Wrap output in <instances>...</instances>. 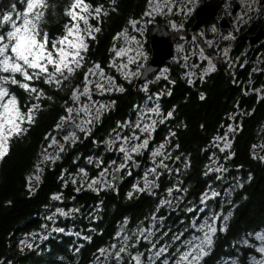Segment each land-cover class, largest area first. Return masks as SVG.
<instances>
[{
    "label": "trees",
    "instance_id": "obj_1",
    "mask_svg": "<svg viewBox=\"0 0 264 264\" xmlns=\"http://www.w3.org/2000/svg\"><path fill=\"white\" fill-rule=\"evenodd\" d=\"M11 2L12 0H0V13ZM16 2L22 10L23 5L19 4V0ZM90 2L94 5L104 4L109 10L111 8L109 0ZM145 2L146 0H117V11L110 10V14L102 18L103 23L99 24L102 31L97 34L95 41H90L89 63L99 62L108 69L113 37L127 26L130 19L139 18ZM49 3L43 27L49 32L50 38H54L63 33V26L68 22L64 10L70 0H49ZM92 23L97 22L93 20ZM153 25L163 27L157 20ZM224 28L226 30L223 31L229 29L226 24ZM261 41L255 45L263 51L260 70L264 69V46ZM148 45L147 43V53L150 56ZM163 68L168 69V79L156 82L151 86L150 92L162 94L161 110L164 113L173 111L174 117L157 126L151 135L150 149H155L167 138L171 141L167 147L172 158L165 160L170 171L159 170L163 173L158 181L159 187L144 193L133 192L134 181L123 179V173H118L116 179L112 180L114 187L99 192H77V187L71 183V177L80 168L95 176L96 163L103 159L105 163L102 166L106 167L114 156L117 157L114 149L109 151L104 145L106 140L115 136L113 129L117 128L119 122L134 120L136 107L144 101L145 95L140 87H135L136 81L124 85L127 89L125 93L108 94L107 97L113 98L115 105L94 126L91 136L80 138L74 145L65 144L66 151L62 158L55 164L42 165L44 171L40 172L41 180L31 182L30 190L28 177L35 173V165L42 159L41 152L50 143V140L45 139L46 135H54L64 143L63 136L71 131L66 129L67 125L60 131L55 127L60 122V117L66 115L64 102L71 103V87L55 91L37 82L54 99L42 101L43 108L39 111L35 124L26 135L11 141L10 153L0 162V264H93L99 255L97 249L117 242L115 234L126 219V227L135 230L138 225L148 227L151 217L156 215L164 217V228L158 235L161 232H169L171 235L182 231L191 220V213L187 209L203 208L198 202L199 196L208 188L218 190L221 195L213 199L212 205L205 208L204 212L197 211L195 217L202 216V219L205 215H211L209 209L217 213L222 210L223 215L231 211L232 216L227 222L228 231L217 233L214 248L205 258L206 264H220L223 260H230L239 254L238 248L240 253L252 254L250 249L238 245L237 241L245 238L248 233L264 230V159L259 158L264 156V100L261 99L264 93L256 96L249 92L264 88V73L260 71L250 76L249 66L245 65L236 68L235 73L231 74L222 62L216 61V71L202 80L194 78L193 83H188L182 76V69L172 65L171 61ZM254 68L256 66L252 69ZM82 78L83 70L76 74L72 86L80 84ZM14 91L22 106L29 103L28 94L18 88ZM169 91L171 95L167 94ZM201 94L205 97L203 100L200 98ZM230 125L236 131L227 140L231 142V147L225 151L230 158H225L218 151L223 146L220 144L225 142H218L217 137L223 136ZM119 131L124 134V129ZM170 132H175L176 135L172 137ZM177 143L180 145L179 149L174 148ZM150 149L136 156L135 162H129V171L137 175L135 177L138 179L150 167ZM176 156L180 159H175ZM218 165L230 172L224 192L219 191L224 187L222 182L205 175ZM241 183L243 187H238ZM177 187L186 191L177 192ZM169 188L174 189L172 198L176 200V206L172 205L171 209L159 207L157 211ZM229 189H232L230 195H224ZM129 192H133L131 198L128 196ZM54 193L62 194V199L52 200ZM57 207L65 211L78 208L80 211L65 218H57L56 222L46 220L45 217L51 215ZM54 227H63L65 232L49 233L48 230ZM217 227H224L223 219L217 222ZM44 228L47 230L44 231ZM69 231L73 236L67 235ZM86 236H90L91 240H86ZM22 240L31 243L33 247L21 245ZM145 248L146 245L142 242L140 250Z\"/></svg>",
    "mask_w": 264,
    "mask_h": 264
},
{
    "label": "snow or ice",
    "instance_id": "obj_2",
    "mask_svg": "<svg viewBox=\"0 0 264 264\" xmlns=\"http://www.w3.org/2000/svg\"><path fill=\"white\" fill-rule=\"evenodd\" d=\"M199 0H147L146 10L142 13L140 19H130L128 25L131 28L125 27L120 33L113 37V46L110 51L114 54L109 61L108 69H113L118 73L124 81L131 84L135 80H140L144 77L145 71L148 69V53L145 49V40L148 26L153 24L156 17L161 16L168 20L169 27L180 33L185 29V24L188 18L195 11ZM19 4L23 5L22 10L18 8L16 0H12L9 7L0 13V162L10 153L11 141L15 138H20L27 134L30 127L35 124L38 113L43 108L42 101L47 99L52 101L53 96L48 95L44 88L39 87L37 82H41L55 91L67 90L71 87L70 101L64 102V110L66 115L60 117V122L56 124V130H62L66 125H72L74 129L85 134V138L91 136L93 126L102 120L105 111H109L115 105V101L110 103H100L93 99L94 93L104 95L110 92L125 93L127 89L123 84L118 83L117 76L109 74L99 62L88 61V53L90 50V41L97 39L102 29L99 24L103 23V17H107L111 11H117V0H109L110 10L104 4H92L90 0H70V3L65 7L64 15L68 18V22L63 26V33L57 34L54 38H50L49 32L44 29L45 14L50 7L49 0H19ZM54 7V5H51ZM238 7L241 9L240 15L237 16V27L240 24L246 23L256 13L264 11V0H239ZM174 9L176 11H174ZM179 16L180 20L172 17ZM97 23L94 24L92 21ZM210 32L215 37L220 35L221 40H235V36L231 33L223 35L218 33L215 25L210 28ZM181 41L187 42V37L181 35ZM122 40L121 46H117ZM200 40L207 46L208 49L216 48L217 55H206L205 47L200 46ZM191 49L193 55H198L201 62L207 61V68L203 69L201 79L209 72L216 71L217 57H221L231 66L234 61H231L230 47L219 48V44L215 39H207L206 33L200 32L198 35L191 37ZM177 52L183 54L180 59L183 63L180 64L182 69H188L185 73L186 77L196 76L195 69L200 68V64H189L190 56L185 53L184 44L177 45ZM180 59L177 62H180ZM87 65V66H86ZM83 70V78L80 84L73 85L76 74ZM255 72L256 69H253ZM264 73V69L260 70ZM168 69L156 76V80L161 77L168 79L166 73ZM147 79L146 77H144ZM148 80L143 83L142 91L149 93ZM174 84L175 81H172ZM188 83H193L192 79H188ZM23 90L29 96V103L22 106L14 89ZM258 93H264V88L254 89ZM171 95L169 91L167 93ZM157 93L154 98L151 94L147 96L149 102H153L151 106L145 105L144 108L137 106L140 115L135 122H119L116 129H113L115 136L106 141L107 146L112 149L117 148L123 154L121 162L116 160L110 161V167H104L99 177L89 178L88 172L84 168H80L79 182L75 179L72 183H79L76 191L79 192L82 188L96 192L100 191L99 185L103 184L105 188L113 187L106 177L111 176L112 180L116 179L118 173L123 172L129 166V162H135L136 156L143 151L150 149L151 134L155 132L157 126L164 123L167 119L174 117L173 111L164 113L161 110L159 96ZM205 98L203 94L200 97ZM264 100V94L261 95ZM26 108V111L24 110ZM155 117V118H154ZM129 129V132L121 134L119 129ZM230 131L235 132V128ZM140 133V134H138ZM175 132H170V136L174 137ZM50 140L42 152L43 159L35 165L37 173L43 172L42 165L51 162L55 164L57 160L62 158V154L66 151L65 144L74 145L79 141L80 137L76 130L70 131L69 134L63 136L64 143H61L54 135L48 134L45 137ZM218 140L224 139L217 137ZM171 143L169 139H165L155 149H150L152 167L146 169L143 176V186L139 183L133 185L136 192L144 193L151 192L153 188L159 187L158 181L162 172L170 171L165 160L171 159L170 152H166L167 146ZM180 145H174L175 149H179ZM231 147L230 141H225L221 152H225V158H230L225 151ZM256 146L254 145L253 148ZM48 149H55L50 153ZM231 155H234L232 153ZM254 158L255 152L253 153ZM152 158H158L152 159ZM264 159V156L259 157ZM179 160L180 157L176 156ZM91 163V159L89 160ZM101 159L96 163V167L100 168L104 164ZM189 165H186L188 167ZM210 171L221 172L227 171V168L217 166ZM131 175V172H128ZM207 175V173H205ZM149 176L153 177L151 180ZM36 181L41 180L40 175H35ZM63 179V177H62ZM217 179H220L218 176ZM31 190L32 176L28 177ZM67 184V181H65ZM238 187H243V184H238ZM173 191L168 189L169 194ZM176 191H186L177 187ZM232 189L225 192L224 195H230ZM221 193L215 190L211 191V196L207 192L200 197L203 208L189 207L188 212L196 213L204 212L205 208H209V202L212 199L220 196ZM129 198L133 196V192L128 193ZM54 201L62 199V194L54 193L51 196ZM170 200H162L159 207L171 205ZM231 203V201H228ZM80 209L74 208L71 211H65L63 208H55V211L45 217L48 221L55 222L57 214L68 217L79 212ZM232 216L229 211L227 215L211 212V215H205L202 222L199 217L191 219L189 224L182 231L172 233L161 232L158 235L157 225L155 221L159 219L163 221L164 217H151L153 223L150 227L138 225L135 230L128 229L127 219L124 224L116 232L115 239L119 244L113 243L108 247L97 249L98 256L93 264H206L205 258L210 255L214 248L215 237L218 232H227V222ZM223 219L224 227L218 228L217 222ZM47 227V225H45ZM53 232L63 233L65 228L54 227ZM170 231V230H169ZM188 234L187 236L185 234ZM79 235V233H77ZM254 236L259 244L252 243L247 237ZM167 237V239H165ZM47 237H42L46 239ZM86 240H91L90 236L85 237ZM146 245V248L141 251V243ZM21 245L32 248L33 245L25 240L20 241ZM238 245H242L247 249H254L257 255H245L239 253L236 256L225 260L222 264H264V230L248 233L247 236L237 241ZM78 252L79 249H76ZM241 256L244 258L241 259ZM101 257L103 259H101Z\"/></svg>",
    "mask_w": 264,
    "mask_h": 264
},
{
    "label": "rangeland",
    "instance_id": "obj_3",
    "mask_svg": "<svg viewBox=\"0 0 264 264\" xmlns=\"http://www.w3.org/2000/svg\"><path fill=\"white\" fill-rule=\"evenodd\" d=\"M146 5H147V0H146V2H145V5H144V8H143V10H142V12H141V14H140V16H139V18H137V19H140L141 17H142V13L146 10ZM174 11H176L175 9H174ZM173 19H177V20H180L181 19V17H179V16H174V17H172ZM156 20L157 21H160V24L163 26V28L165 27V29L167 30V32H168V34L170 35V37H171V40L172 41H175L174 42V56H173V59L171 60V63H172V65H175V66H177V67H179V68H181V66H180V64L181 63H183V61H182V59H180V57L183 55V54H180V53H178L177 52V45L178 44H181V43H183L184 44V47H185V53L184 54H188L189 56H190V60H189V64H200V68L199 69H195V71L197 72V75L196 76H192V77H186L185 76V73L188 71V69H182V72H183V78H185L187 81H188V79H194V78H201V76H202V74H203V69H205V68H207V61H203V62H201V60L199 59V57H198V55H193L192 54V49H191V31L190 32H186L185 30L183 31V32H180V33H178V32H176V31H174V30H172L170 27H169V24H168V20L166 19V18H164V17H161V16H158V17H156ZM155 20V21H156ZM153 24H155V22L153 23ZM153 24H151V25H149L148 26V29H147V32H146V35H145V37H144V40H145V49H146V51H147V47H146V44L148 43V38H147V34H148V30H150V28L152 27V25ZM154 26V25H153ZM126 27H128L129 28V32L131 33V28H130V26L128 25V23H127V26ZM161 27V26H160ZM121 32V31H120ZM119 32V33H120ZM206 33V38L207 39H212V36H213V34L210 32V30H208L207 32H205ZM131 34H135V33H131ZM181 35H184V36H186L187 37V42H185V41H181L180 39H179V37L181 36ZM113 43H114V41H113ZM113 43H112V46H113ZM121 44H122V40H121V42L120 43H118L117 44V46H121ZM149 46V45H148ZM200 46H202V47H205V49H206V55H209V56H216L217 55V49L216 48H212V49H208L207 48V46L206 45H204L203 44V41L202 40H200ZM224 47H230V44L229 43H227V42H225L223 45H222V47H221V49H223ZM112 55V57H113V53L111 54ZM242 56V55H241ZM241 56H236L235 58H231V61H234V63H232L231 64V66H229V63L228 62H226L225 60H224V68L225 69H228V71L229 72H231V74H234L235 73V69L236 68H242L243 66H245V65H247V66H249V75L250 76H252L253 74H257V73H259L260 72V69H259V67H260V63H261V56L262 55H260L258 58L256 57V59L255 60H253V62H250V61H248V60H246V58H243V59H241ZM112 57H111V59H112ZM148 57H149V54H148ZM231 57V56H230ZM218 58H222V56L221 57H217V59L214 61L215 63H216V61L218 60ZM178 59H180V62L178 63L177 62V60ZM194 59H196V60H194ZM223 59V58H222ZM149 60V59H148ZM254 66H256V68H254V69H256V71L254 72L253 71V67ZM108 71H109V74H111V72H112V74L113 75H116L117 76V80H118V82L120 83V84H123V85H128L129 83H127L126 81H124L123 80V78L118 74V73H115V71L113 70V69H107ZM164 70H165V68H162L156 75H154L152 78H151V81H152V83H150L149 84V90H150V88H151V86H153L156 82H159L161 79H164L163 77H161V79L160 80H156V76L157 75H160V73H162V72H164ZM210 73H212V72H209L208 74H210ZM207 74V75H208ZM166 75L168 76L169 75V72H167L166 73ZM206 76H204L203 77V79L205 78ZM149 80V79H148ZM147 80V81H148ZM202 80V79H201ZM136 81V80H135ZM147 81H145L144 83H146ZM142 86H143V84L142 85H140V86H138V87H140V89H142ZM257 89H261V88H257ZM143 92V91H142ZM249 92H251V93H253V94H255L256 96H259L260 95V93H258V92H256V91H254V90H250ZM158 92H155V93H151L150 91H149V93H145V92H143V95H145V99H144V101L142 102V104L139 106L141 109L142 108H144V106L145 105H149V106H151V104L153 103V102H149L148 100H147V96L149 95V94H151L154 98L156 97V94H157ZM108 94H112V92H110V93H105L104 95H100V94H97V93H94V95H93V99L94 100H96V101H98V102H100V103H110V101H113V98H109V97H107L108 96ZM162 95V94H161ZM161 95L159 96V103H160V99H161ZM113 107H111V109H112ZM108 111H105L104 112V114L105 113H107ZM140 115V112L138 111V109H137V107H136V110H135V112H134V116H133V118H134V120H133V122H135L136 120H137V117ZM155 118V117H154ZM98 123V122H97ZM96 123V124H97ZM95 124V125H96ZM232 124V123H231ZM94 125V126H95ZM94 126H93V128H94ZM231 126V125H230ZM230 126L224 131L225 133L223 134V136H219V137H223L224 139H221V140H218V142H220V141H227L229 138H230V135L232 134V131H230ZM232 128V127H231ZM122 129H124V128H122ZM77 131V135L80 137V138H84L85 137V134L84 133H81V132H79L78 131V129H76ZM127 132H129V129H124V133H127ZM138 134H140V133H138ZM152 135V134H151ZM63 140V139H62ZM149 140L151 141V137H149ZM106 141H108V140H106ZM68 144V143H67ZM224 144V143H223ZM222 143L220 144V146L221 145H223ZM105 148H107V149H109V151H112L113 149L116 151V156L117 157H113V159L112 160H116L117 161V163H119V162H121L122 161V159H123V154H121L119 151H118V149L117 148H115V147H113L112 149H110L108 146H107V144H106V142H105ZM220 148V147H219ZM48 151L50 152V153H52V152H54L55 151V149H48ZM145 151H147V150H145ZM218 151H219V154H220V156L221 157H223V156H225V152H221L220 151V149H218ZM166 152H169L168 151V147L166 148ZM150 156H151V154H150ZM42 159H43V157H42ZM41 159V160H42ZM152 159H157V162H158V158H152ZM49 164H51V162H48ZM130 164V163H129ZM153 165H152V162H151V159H150V167H152ZM219 167H222V168H225V167H223V166H220V165H218ZM105 166H101L100 168H97L96 166H95V168H96V174H95V176H91L90 174H89V178H96V177H99V174L103 171V168H104ZM106 167H110V165H108V166H106ZM150 167H148V168H150ZM147 168V169H148ZM128 172H129V169L127 168L126 170H124L123 172H121V173H123L122 175H121V177L123 178V179H125V178H129L131 181H134V184H137V183H139L141 186H143V183H144V180H143V176H144V173H145V171H143V173H142V175L140 176V178L138 179V177H135V176H137V175H134V174H132L131 173V175H128ZM207 173V175L210 177V178H212V179H217V177L219 176L220 177V179H217L218 180V182H222V184L224 185V187L221 189V190H219V191H225L226 190V188H227V186H228V183H227V181L230 179V175H228L230 172L229 171H221V172H215V171H211V173L209 172H206ZM35 175H40V173H37L36 171H35V173L34 174H32L31 176H32V181L31 182H33V183H35V181H36V179H35ZM82 174L78 171V173L76 174V175H73L72 177H71V183H72V180L73 179H75V180H77L78 182H79V180H80V176H81ZM138 175H140V174H138ZM212 175H215V176H212ZM106 179L109 181V183L110 184H112L113 185V183H112V177L111 176H108V177H106ZM149 179L151 180V178H150V176H149ZM228 179V180H227ZM72 184H74V183H72ZM133 184V185H134ZM76 187H79L80 185H79V183H75L74 184ZM99 187H100V191H102L103 189H106L105 187H104V185L103 184H101V185H99ZM114 187V186H113ZM108 188H112V187H108ZM175 189H177V188H175ZM82 190H91V189H88L87 187H84V188H82ZM213 190V188H208L207 190H205L203 193H205V192H207L208 193V195L209 196H211V191ZM215 190V189H214ZM91 191H94V190H91ZM132 191L133 192H136V191H134V189L132 188ZM215 191H218V190H215ZM94 192H96V191H94ZM173 192H174V189H173V191H172V193L171 194H169V192L167 191V194H166V197H165V199H167V200H170L172 203H171V205H164L162 208L163 209H171V207H172V205L173 206H176V205H174V203H175V201L176 200H174V197L172 198V194H173ZM177 192H182V191H177ZM202 193V194H203ZM202 194L199 196V201L198 202H200V197L202 196ZM174 196V195H173ZM231 196H229V198H230ZM213 201V199L212 200H210V202H209V206H211L212 205V202ZM224 202V201H223ZM201 203V202H200ZM225 203V202H224ZM191 205V204H190ZM203 207H204V205L203 204H201ZM210 210V212H212L211 211V209H209ZM174 212V211H173ZM188 212V211H187ZM189 213H191V219L192 218H194V216L196 215V213H192V212H189ZM202 217V216H201ZM201 217H199L200 218V220H201V222H202V219H201ZM57 218L59 219V218H65L64 216H60L59 214H57V217L55 218V222L56 221H58L57 220ZM151 221H149V223H148V227H150L151 225H152V223H153V221H152V219H150ZM191 220H189V222H190ZM155 223H156V225H157V230H158V233L162 230V228H164L163 227V223H162V221H160L159 219H157V221H155ZM189 224V223H188ZM170 227H172V226H170ZM182 228V227H181ZM44 231H46L47 229L46 228H44L43 229ZM52 231V228H51V230H48V232L50 233ZM67 235H72L73 236V233L71 232V231H69L68 233H67ZM186 235H188L187 233H186ZM248 238H251V242L252 243H254V244H256V245H258L259 244V241H256L255 239H254V236H249ZM119 243V241H117L116 242V244H118ZM251 251H252V254L251 255H257L258 257H259V254L258 253H255L254 252V249H250ZM223 261H225V260H223ZM222 261V262H223ZM222 262L220 263V264H222Z\"/></svg>",
    "mask_w": 264,
    "mask_h": 264
},
{
    "label": "flooded vegetation",
    "instance_id": "obj_4",
    "mask_svg": "<svg viewBox=\"0 0 264 264\" xmlns=\"http://www.w3.org/2000/svg\"><path fill=\"white\" fill-rule=\"evenodd\" d=\"M204 2H213L214 5L217 6V10L215 11L214 17L209 22H207L206 25H204L197 33L191 32V37L193 35H198L200 32L205 33L210 30L213 25H215L218 29V33H222L223 35H228L229 33H231L235 36V40L231 41L221 40L219 34H217L215 37L212 36V39H215L219 44L220 49L225 42L230 44L231 58L241 56L240 54H242L241 59L246 58V60L250 59V62H253L256 57L258 58L260 55H263V51H260L259 47L250 45V40L251 38L255 37V35L258 34L259 31L264 32V11L254 14L250 20H248L246 23L240 24L239 27H237V16L240 15L241 12V9L238 7L239 0H199L196 9H198ZM194 12L188 18V21L185 24L184 30H187L189 32L192 31L195 23ZM221 23L226 24V26L229 28L228 31H223L220 25ZM239 37H242V40H239ZM261 42V44L264 46V38ZM247 55L249 56L248 58L244 57ZM217 61L224 64V59L222 58H218Z\"/></svg>",
    "mask_w": 264,
    "mask_h": 264
},
{
    "label": "water",
    "instance_id": "obj_5",
    "mask_svg": "<svg viewBox=\"0 0 264 264\" xmlns=\"http://www.w3.org/2000/svg\"><path fill=\"white\" fill-rule=\"evenodd\" d=\"M216 10L217 6H215L213 2H204L194 12L195 23L191 32L197 33L202 28V26H204L212 17H214ZM224 24L225 23H222L220 25L223 30H226V28H224ZM263 37L264 32L259 31L254 38H251L250 45L255 46L262 40ZM238 39L242 40V37H239ZM148 44L150 49V56L148 60V69L144 74V77H146L147 79L142 77L140 80H136L135 87L142 85L152 75L156 74L161 68L169 65L174 56V42L171 40V37L168 34L167 30L163 27L154 26L151 28L149 32ZM66 129H69L71 131L75 130L72 125H67ZM116 176H118V174Z\"/></svg>",
    "mask_w": 264,
    "mask_h": 264
},
{
    "label": "bare ground",
    "instance_id": "obj_6",
    "mask_svg": "<svg viewBox=\"0 0 264 264\" xmlns=\"http://www.w3.org/2000/svg\"><path fill=\"white\" fill-rule=\"evenodd\" d=\"M75 239H77V238H75Z\"/></svg>",
    "mask_w": 264,
    "mask_h": 264
}]
</instances>
